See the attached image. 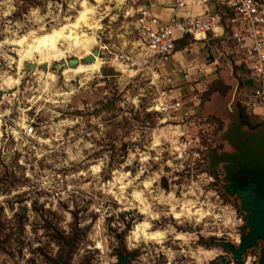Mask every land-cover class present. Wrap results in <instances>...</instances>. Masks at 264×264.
Returning <instances> with one entry per match:
<instances>
[{"label":"rangeland","instance_id":"1","mask_svg":"<svg viewBox=\"0 0 264 264\" xmlns=\"http://www.w3.org/2000/svg\"><path fill=\"white\" fill-rule=\"evenodd\" d=\"M120 2L0 0V264H121L120 253L129 264H260L259 249L240 262L226 248H239L247 228L206 166L223 125L203 112L183 132L161 122L156 71L143 61L152 53ZM54 31H70L72 42L49 63L32 47ZM76 33L92 41L88 48L74 47ZM233 45L231 33L211 43L236 78L203 80L195 93L202 106L218 88L242 106L251 101L242 89L254 71L235 64ZM227 112L224 139L248 165L264 164V127L251 130ZM182 134L193 139L185 162L175 151Z\"/></svg>","mask_w":264,"mask_h":264},{"label":"built area","instance_id":"2","mask_svg":"<svg viewBox=\"0 0 264 264\" xmlns=\"http://www.w3.org/2000/svg\"><path fill=\"white\" fill-rule=\"evenodd\" d=\"M120 1L117 7H122L126 18L134 20L140 45L157 59L153 110L163 118L162 123L186 126L199 111L194 105L173 96L171 79L162 75V70L176 54L178 42L190 38L192 44L198 45L206 42L210 35L219 37V31H223V37L232 34L243 62L254 71L250 80L254 87V104L264 107V0H177L169 20L157 14L160 7L157 0L151 4L145 0ZM212 3L218 8L213 10ZM189 6L201 8L204 12L200 15L183 14ZM181 73L184 80L191 83L197 70L190 66L189 72L183 70ZM34 132V126L27 130L29 136ZM181 137L175 150L176 160L185 162L193 139L186 134Z\"/></svg>","mask_w":264,"mask_h":264},{"label":"crops","instance_id":"3","mask_svg":"<svg viewBox=\"0 0 264 264\" xmlns=\"http://www.w3.org/2000/svg\"><path fill=\"white\" fill-rule=\"evenodd\" d=\"M160 4V7L157 10V14L161 16L164 20H169L170 17L173 15V11L175 8V3L177 0H157ZM147 4H151L153 0H145ZM210 7L214 10L217 9V5L212 3ZM204 12L201 8H193L189 6L186 8L183 12V14H189V15H200ZM218 36L210 35L208 40L204 43H200L198 45H194L191 43V45H187L185 47H180V43L177 44V51L176 54L171 58L169 64L165 67V69L162 70V75L166 79H171V93L176 98L183 99L188 105L191 103L193 104L199 111L198 114L202 113L206 117H216L220 119L223 123V131L220 134L219 138H221V141L219 142V145H225V152L224 154L231 156L235 158L239 154L235 150V144L232 146L227 140L224 139V137L227 134V131L229 129L230 123V115L227 112V109L231 110V112H236L238 122L241 125V121L239 118L238 108L237 104L238 102L235 100V95L232 93H228L227 96H223L219 93H215V95L210 99V101L201 104V100L197 98L195 95L196 91H200V87L202 86L203 80L204 81H212L216 78H222L226 83L231 84L230 79L236 78L232 66H227L229 69V73L227 75L224 74V71L222 70V60L220 57H217L215 55V50L212 49L211 43L216 44L218 42H221L224 40L225 37L222 36L223 31L218 32ZM222 36V37H220ZM181 42V41H180ZM232 55L233 60L235 61L236 65H240L243 62V58L241 54L239 53V50L237 46L233 45ZM145 63H147L149 66L147 69L149 71H153L155 69V63L157 59L151 54L147 56V58H144L143 60ZM233 62V61H232ZM245 64V63H244ZM194 67V69L197 70L196 76L193 79V82L189 83V81H185L183 78V75L181 71H188L189 67ZM227 70V69H226ZM199 82V83H198ZM208 83V81H207ZM206 83V84H207ZM205 84V83H204ZM244 88L242 91L249 93L251 101H247L244 103L245 107L247 109H252L256 116H264V107L255 105V99H254V87L252 86V83L249 80H244ZM237 98V93H236ZM225 108V110H224ZM162 124V123H161ZM166 124V123H165ZM189 126V122L186 126L182 127H175L179 129L181 132L184 131ZM235 156V157H234ZM212 153H210L206 166L214 169H218V167H222V170L225 172L226 165L230 168V165L228 164V160L225 158L224 160L218 161V162H212ZM234 162L237 163V160H234ZM232 164V163H231ZM235 164L231 165V170L229 171V177L225 173V177L222 179V187H225V185L230 184L232 187L236 183H234V169ZM233 173V174H232ZM232 175V176H231ZM229 181V182H227ZM226 189V187H225ZM234 189V188H233ZM229 190V193L234 196L232 193V189H226ZM228 193V192H227Z\"/></svg>","mask_w":264,"mask_h":264},{"label":"flooded vegetation","instance_id":"4","mask_svg":"<svg viewBox=\"0 0 264 264\" xmlns=\"http://www.w3.org/2000/svg\"><path fill=\"white\" fill-rule=\"evenodd\" d=\"M217 148H214L212 150L213 163L224 160L225 157L227 156L226 159L229 161L228 164L230 165V168L231 165L233 164L236 165L234 169L235 170L234 174H236L234 178L235 179L234 183L236 184L234 185V187H232L230 182L227 181L229 182L230 187L229 185L227 186L225 185V187L226 189L233 190L232 193L234 194V196L229 193V190H227L228 196L230 198L236 199L237 200L236 202L240 207V209L244 210L245 219H246V228H247V232L244 235H242V237H244L249 235V233L252 231V228L249 226L251 221L250 218H252V220L254 219L257 220L256 210L261 211L264 215V164L255 167L252 165H248L242 159V157H240L241 156L240 154L236 157L234 156L235 158L224 154L225 152L223 151H225L224 150L225 145H221L220 149ZM234 160H237V163L234 162ZM230 168L226 165L225 172L222 170L221 166L218 167V169H214V170L218 171L217 173L220 179L222 180L223 177H225V174L228 175L229 177L230 174L229 171L231 170ZM246 189L248 191H246ZM246 196H248L249 199H247ZM263 248H264V241H258L253 248L247 251V253L251 250L259 249L262 257ZM261 257L259 259L260 261H261Z\"/></svg>","mask_w":264,"mask_h":264},{"label":"bare ground","instance_id":"5","mask_svg":"<svg viewBox=\"0 0 264 264\" xmlns=\"http://www.w3.org/2000/svg\"><path fill=\"white\" fill-rule=\"evenodd\" d=\"M92 13H93V10H90V9H87L83 13V17L85 18L87 25H88L87 19H89L88 16ZM92 28H94L96 30L97 28H99V26L92 25ZM71 38H72V34L70 31H63V32L54 31L52 34H50L48 36V38L46 40L40 41V42H35L33 47H32V51L38 52L40 56L44 57L50 63L53 60H57L61 57H64L65 54L60 49V45L63 41H66V40H71V42H72ZM74 40L76 41V43H74V47H77V48H82V47L88 48L90 46V44L92 43V41L90 39H87V38L81 39V36L77 33H76V36L74 37ZM61 59H63V58H61ZM135 235H136L135 236L136 239L141 237L142 234L140 235V229L139 228L136 230ZM158 238H161V237H159L156 234L153 235V239H158Z\"/></svg>","mask_w":264,"mask_h":264},{"label":"water","instance_id":"6","mask_svg":"<svg viewBox=\"0 0 264 264\" xmlns=\"http://www.w3.org/2000/svg\"><path fill=\"white\" fill-rule=\"evenodd\" d=\"M96 57L91 56L88 61L90 63L95 62ZM78 60H72L71 65L73 66H79ZM246 191H248L246 189ZM247 199H249L248 196H246ZM257 220H252L250 218V227L252 228V231L249 233V235L242 237L241 244L239 248L232 247L230 245H226L227 250L231 251L234 255L235 260L242 261L244 255L247 253L248 250L253 248L258 241H264V215L261 211L256 210ZM130 255H125L122 259L121 264H129ZM62 264H68L64 258H62ZM260 264H264V248L262 251V257Z\"/></svg>","mask_w":264,"mask_h":264},{"label":"trees","instance_id":"7","mask_svg":"<svg viewBox=\"0 0 264 264\" xmlns=\"http://www.w3.org/2000/svg\"><path fill=\"white\" fill-rule=\"evenodd\" d=\"M179 43H180V47H185L187 45H191L192 40L190 38H185L184 40H182ZM235 71H236V69H235ZM234 74L236 75V72H234ZM228 92H229V88L228 89L227 88L226 89H223V88L222 89H219V88L218 89H211L209 91V94H207L208 100L206 102L210 101L211 96L215 93H221V95L226 96V95H228ZM206 102H204V103H206ZM237 108H238L239 118H240V121L242 124L246 125L251 130H256V129H259L261 127H264V122H257V123L252 122L251 118H250L251 116H249L247 114L246 107L242 106V104H240L239 102L237 104ZM212 118H214V120H216V121H219L223 125V123L220 119H218L216 117H212ZM124 256L125 255L120 253L119 257H120L121 262H122V259ZM227 263L228 262L225 261L223 264H227ZM60 264H62V259L60 260ZM213 264H215V263H213ZM219 264H222V263H219Z\"/></svg>","mask_w":264,"mask_h":264},{"label":"clouds","instance_id":"8","mask_svg":"<svg viewBox=\"0 0 264 264\" xmlns=\"http://www.w3.org/2000/svg\"><path fill=\"white\" fill-rule=\"evenodd\" d=\"M159 235V234H158Z\"/></svg>","mask_w":264,"mask_h":264},{"label":"snow or ice","instance_id":"9","mask_svg":"<svg viewBox=\"0 0 264 264\" xmlns=\"http://www.w3.org/2000/svg\"><path fill=\"white\" fill-rule=\"evenodd\" d=\"M99 246V245H98Z\"/></svg>","mask_w":264,"mask_h":264}]
</instances>
